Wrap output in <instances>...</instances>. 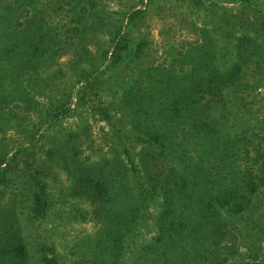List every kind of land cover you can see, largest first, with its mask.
Instances as JSON below:
<instances>
[{
	"label": "rangeland",
	"instance_id": "374dc122",
	"mask_svg": "<svg viewBox=\"0 0 264 264\" xmlns=\"http://www.w3.org/2000/svg\"><path fill=\"white\" fill-rule=\"evenodd\" d=\"M12 1L17 30L29 17L28 30L45 48L18 74L0 69V74L12 71L15 77V84L9 76L0 82V216L15 229L27 264L47 252V243L67 254L64 264H78L95 245L102 218L87 174L94 164L105 159L111 167L121 161L131 183L142 177L144 186L152 188L147 166L139 162V155L149 154L139 140L146 127L120 103L121 89L145 72L157 75L160 68L186 76L200 59L206 77L198 79L199 86L222 89L219 104L224 107L211 120L226 128L209 133L224 134L238 144L230 149L239 177L232 198L241 202L242 196L243 203L250 200L257 207L231 215H238L237 222L231 221L232 230L240 232L238 243L204 255V263L254 264L258 258L257 264H264V185L259 181L264 141L257 140L264 135V0H29L30 6L27 0H2L0 17ZM81 6L89 7L87 17L81 16ZM26 7L35 11L33 17L24 13ZM120 19L122 27L114 28L126 36L130 63L106 70L100 64L110 54L104 55L114 34L110 22ZM100 71L103 81L96 88L93 75ZM208 99L204 92L202 101ZM190 148L186 139L177 147L175 167ZM256 150L263 151L261 164L252 162ZM207 184L202 187L205 196H217ZM155 202L159 199L149 201L147 213L158 208ZM215 209L212 215L221 225L226 211L224 206ZM133 229L125 251L150 237L143 225ZM82 239L85 246L77 248Z\"/></svg>",
	"mask_w": 264,
	"mask_h": 264
},
{
	"label": "trees",
	"instance_id": "16d2710c",
	"mask_svg": "<svg viewBox=\"0 0 264 264\" xmlns=\"http://www.w3.org/2000/svg\"><path fill=\"white\" fill-rule=\"evenodd\" d=\"M13 4L12 1L5 6V15L0 17V69L4 72L11 68L18 74L22 69L25 70L29 62L40 56L45 48L39 38H35L28 30L29 17H24L26 20L22 28L17 30V16L12 15ZM26 4L31 5L29 0ZM88 8L81 6L82 17H87ZM30 12L27 7L24 9L27 16L30 13L33 17L35 11ZM133 12L135 15L131 16L130 13L129 20L136 17L139 11ZM122 22L121 19L116 24L115 20L111 21L113 26L110 28L122 27ZM83 31L86 33L85 28ZM113 33L104 52V55L107 52L110 54L100 64L105 63L106 70L120 63H130L126 60L128 49L124 48L125 34H120L116 28ZM92 37L89 35V38ZM204 63L201 59L195 61L186 76L161 68L155 76L145 72L137 79L125 83L128 86L121 89L120 103L126 109L128 107V113L133 120L138 119L137 124L141 128L144 125L146 127L139 140L142 142L141 147L149 154L139 155V162L147 166L152 188L144 186L142 177L131 183L126 166L121 161H114L111 167H107L105 159L94 164L87 174L92 177L90 191L95 197L94 204L99 205L102 226L95 245L90 246L89 252L84 251L76 261L78 264H205L204 255L213 256L221 249L231 250L238 243L240 232L233 231L234 225L231 224V221L237 222L238 215H231L241 208L249 211L257 207L250 200L243 203L242 196L239 199L241 202L232 198L238 193L239 177H236L238 171L234 167L230 149L236 148L238 144L224 134L216 136L215 133H209L212 128L213 131L223 132L226 124L211 120L217 108L224 107L219 104L222 102V89L211 87L209 83L207 87L199 86L198 79L204 80L206 77L205 68H201ZM10 72L0 74V82L6 81L9 76L12 84H15V77ZM101 72L93 75L96 88L103 81L99 77ZM215 72L213 69L212 73ZM87 78L83 81H87ZM204 92L209 95L207 102L202 101ZM211 102L213 105H210ZM263 138L264 135L256 138L259 144L264 141ZM185 139L191 148L184 151L181 155L184 158L179 160L180 166L175 167V159L180 156L177 155V147ZM243 152L245 154V149ZM255 152L257 155L252 162L261 164L258 163V156L263 151ZM129 166L136 169L130 161ZM259 167L264 170L262 165ZM259 181L264 185V173L259 176ZM207 182H210L211 188H216L217 196H205L202 187L208 185ZM80 186L84 190L85 184ZM157 198L159 202L155 204L158 208H152L155 211L151 214L147 213V204ZM218 206H224L226 211L225 221L221 225L212 215ZM7 220L0 216V264H27L20 239ZM138 224L144 226V231H148L145 234L150 233V237L132 251H125V240ZM238 228L241 230V227ZM1 230L5 236H1ZM81 242L83 245L77 248L85 246V239ZM44 248H47V252L37 253L35 259H32L33 264H64L67 254L61 255L52 243H47ZM257 263L258 258L254 264Z\"/></svg>",
	"mask_w": 264,
	"mask_h": 264
}]
</instances>
